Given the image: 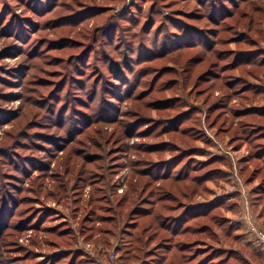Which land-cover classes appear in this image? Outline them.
<instances>
[{"label": "rangeland", "instance_id": "1", "mask_svg": "<svg viewBox=\"0 0 264 264\" xmlns=\"http://www.w3.org/2000/svg\"><path fill=\"white\" fill-rule=\"evenodd\" d=\"M262 186L264 0H0V264H260Z\"/></svg>", "mask_w": 264, "mask_h": 264}, {"label": "trees", "instance_id": "2", "mask_svg": "<svg viewBox=\"0 0 264 264\" xmlns=\"http://www.w3.org/2000/svg\"><path fill=\"white\" fill-rule=\"evenodd\" d=\"M250 109L252 112L259 110L258 108H253V107ZM251 111H249V112H251ZM259 193H260V197L264 196V186L261 187V191H259ZM185 214H186V212L182 216H178V217L174 216V215L173 216L165 215V222L162 223L161 228L163 227L166 230V232L169 233V236L167 238H165V240L162 242L161 245L158 246L157 249L161 252H159L157 254V256L155 255V251L150 252V256H152V259L147 264H160V262L165 257V251L169 250L171 248H175L176 250H178V254H179L178 256H180L182 262H185V263L188 262V261H186L187 259L183 258L181 253H183L186 249H189L191 245L174 239L178 235L187 233V231L190 228L189 226L182 227V225L180 223L181 218L185 217ZM160 218H164V217L160 216L159 219ZM194 229H196V228H194ZM243 261H244V259H243ZM205 263L206 262L199 260L198 262L191 263V264H205ZM218 263L219 262H217L216 264H218Z\"/></svg>", "mask_w": 264, "mask_h": 264}, {"label": "crops", "instance_id": "3", "mask_svg": "<svg viewBox=\"0 0 264 264\" xmlns=\"http://www.w3.org/2000/svg\"><path fill=\"white\" fill-rule=\"evenodd\" d=\"M236 194V195H235ZM234 196H238L239 193L235 192ZM237 203V202H236ZM245 212V210H244ZM246 216L243 215L242 216V225L244 224L245 227H247V230H245L246 236L247 234H249V236H251V238L246 239V236H243L242 239L245 241H242V243H244V245H246V247H251V249L254 250V253L256 254V256L258 257V260L260 264H264V246H261L260 244H258V242L253 238V236L251 235V233L249 232V224L251 222H254V220L252 219L251 215L249 213H246ZM244 232L241 233V235H245ZM178 250H176L175 248H171L169 250L165 251V257L164 259L160 262V264H184V262L181 261L180 256H178ZM244 262L245 264H254L252 262V260L250 258H248L247 256H243ZM188 263V262H186Z\"/></svg>", "mask_w": 264, "mask_h": 264}, {"label": "built area", "instance_id": "4", "mask_svg": "<svg viewBox=\"0 0 264 264\" xmlns=\"http://www.w3.org/2000/svg\"><path fill=\"white\" fill-rule=\"evenodd\" d=\"M249 232L251 233L253 238L258 242V244L264 246V228L260 227L256 222H251L249 224ZM102 264L107 263L103 262Z\"/></svg>", "mask_w": 264, "mask_h": 264}]
</instances>
